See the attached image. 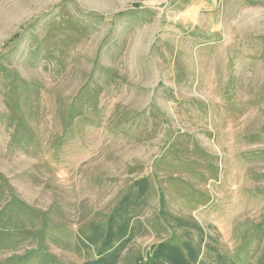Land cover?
<instances>
[{
	"label": "rangeland",
	"instance_id": "rangeland-1",
	"mask_svg": "<svg viewBox=\"0 0 264 264\" xmlns=\"http://www.w3.org/2000/svg\"><path fill=\"white\" fill-rule=\"evenodd\" d=\"M0 174V264H82L143 177L119 264L168 238L160 190L207 264H264V0H0Z\"/></svg>",
	"mask_w": 264,
	"mask_h": 264
},
{
	"label": "trees",
	"instance_id": "trees-1",
	"mask_svg": "<svg viewBox=\"0 0 264 264\" xmlns=\"http://www.w3.org/2000/svg\"><path fill=\"white\" fill-rule=\"evenodd\" d=\"M12 114L11 120L16 123L15 131L27 127L22 118L23 112L22 116L15 111ZM24 132L27 134L28 131ZM0 179L3 180L1 174ZM151 189L152 184L147 177L133 181L110 210L104 223H90L85 231L79 232V241L89 252L82 264H119L122 253L137 235L135 222L141 223L136 220L147 206ZM2 193L0 190V195ZM8 193L11 195L10 188ZM158 203L156 226L169 233L168 238L153 245L145 257H139L132 264H207L203 257L204 250L208 253L209 244L204 241L200 226L171 213L162 190ZM6 205L10 210L16 206L22 207V203L16 202L14 196L9 198ZM211 252L215 255L216 264H235L234 260L214 248Z\"/></svg>",
	"mask_w": 264,
	"mask_h": 264
}]
</instances>
